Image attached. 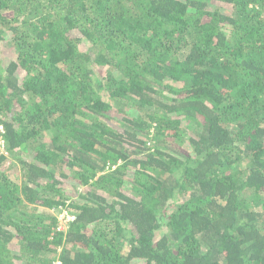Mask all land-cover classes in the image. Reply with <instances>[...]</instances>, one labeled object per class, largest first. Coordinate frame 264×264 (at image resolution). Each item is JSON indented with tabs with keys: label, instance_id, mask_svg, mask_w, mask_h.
Returning <instances> with one entry per match:
<instances>
[{
	"label": "trees",
	"instance_id": "trees-1",
	"mask_svg": "<svg viewBox=\"0 0 264 264\" xmlns=\"http://www.w3.org/2000/svg\"><path fill=\"white\" fill-rule=\"evenodd\" d=\"M0 124V264H264V0H0Z\"/></svg>",
	"mask_w": 264,
	"mask_h": 264
},
{
	"label": "built area",
	"instance_id": "built-area-1",
	"mask_svg": "<svg viewBox=\"0 0 264 264\" xmlns=\"http://www.w3.org/2000/svg\"><path fill=\"white\" fill-rule=\"evenodd\" d=\"M2 134H3V126L0 124V153H1V154H5V151H4V148H3V146H4V142H3ZM64 215H65V217L68 219V215H67L66 213L62 214V215L60 216V219H65V218H64Z\"/></svg>",
	"mask_w": 264,
	"mask_h": 264
},
{
	"label": "clouds",
	"instance_id": "clouds-1",
	"mask_svg": "<svg viewBox=\"0 0 264 264\" xmlns=\"http://www.w3.org/2000/svg\"><path fill=\"white\" fill-rule=\"evenodd\" d=\"M2 137H3V136H2ZM64 213H66V214L68 215V213H67L66 210H63V211H61V212H59V213L57 214V218H58V220H59V222H60L61 224H63L62 221H64V220H65V222H67V221L73 219V217H71V216H69V215H68V219L65 217V215H64V218H65V219H60V216H61L62 214H64ZM59 230H61V229H59Z\"/></svg>",
	"mask_w": 264,
	"mask_h": 264
},
{
	"label": "rangeland",
	"instance_id": "rangeland-1",
	"mask_svg": "<svg viewBox=\"0 0 264 264\" xmlns=\"http://www.w3.org/2000/svg\"><path fill=\"white\" fill-rule=\"evenodd\" d=\"M1 58H2V62H3L4 64H6L7 61H8L9 56L6 55V54H3V55L1 56ZM182 148H183V147H182ZM180 149H181V148H180ZM50 212H52V211H50ZM53 213H55V211H53ZM62 222H63V224H64V223H65V220L62 221Z\"/></svg>",
	"mask_w": 264,
	"mask_h": 264
}]
</instances>
